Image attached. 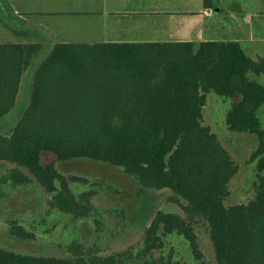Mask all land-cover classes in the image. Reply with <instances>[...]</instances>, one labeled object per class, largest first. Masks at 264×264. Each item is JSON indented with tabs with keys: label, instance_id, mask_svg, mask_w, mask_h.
Instances as JSON below:
<instances>
[{
	"label": "trees",
	"instance_id": "1",
	"mask_svg": "<svg viewBox=\"0 0 264 264\" xmlns=\"http://www.w3.org/2000/svg\"><path fill=\"white\" fill-rule=\"evenodd\" d=\"M203 3L215 8L212 0ZM1 19L17 21L13 35L29 34L8 0H0ZM35 58L30 102L11 131L0 134V161L18 167L2 174L1 184L29 183L26 170L50 194V208L87 217L88 207L69 191L55 163L86 159L107 164L122 169L138 187V220L149 221L143 255L163 246L161 235L176 234L196 263L204 264L193 227L204 220L216 264H264V85L250 77L264 74V58L251 59L237 41L59 43L49 51L36 43L0 42V119L15 106L25 60ZM209 92L230 102L226 128L257 141L250 157L255 194L246 203L224 204L237 166L202 125ZM43 154L53 159L43 162ZM162 189L172 193L169 199L183 216L154 209L149 193ZM91 195L88 191L79 198ZM10 230L17 239L35 237L17 223ZM67 249L73 260L0 248V264H86L81 246ZM138 263L157 264L115 255L89 262ZM162 264L180 263L169 258Z\"/></svg>",
	"mask_w": 264,
	"mask_h": 264
},
{
	"label": "rangeland",
	"instance_id": "2",
	"mask_svg": "<svg viewBox=\"0 0 264 264\" xmlns=\"http://www.w3.org/2000/svg\"><path fill=\"white\" fill-rule=\"evenodd\" d=\"M216 5L221 11L215 16L219 22L237 24V40L245 53L252 58H264V0H216ZM16 22L1 19L0 42H15L16 36L12 30L19 28ZM38 63L36 58L25 60L15 106L0 119V134H8L28 106ZM250 77L264 85V74H251ZM229 105V100L209 92L202 108V125L209 127L216 135L237 166L236 173L227 185L228 193L224 200L227 207L246 203L255 194L254 162L250 161V157L257 146L253 135L232 132L226 128L224 118ZM262 114L264 107L260 109ZM261 120L264 129V118ZM52 159L50 154L42 156L43 162ZM55 166L66 178L69 191L82 205L88 207V216L75 218L50 208V194L44 192L25 170L31 179L29 183H0V248L22 254L73 260L74 256L68 252L67 247L76 244L81 246L86 264L93 258L109 255L128 262L130 259H142L162 264L170 258L172 262L180 264H197L187 242L176 234L161 235L163 246L149 255L142 254L144 231L149 221L146 218L144 221L138 220V187L122 169L86 159L56 162ZM17 169L13 164L0 161V176ZM70 176H76L82 181H70ZM88 191H92L93 195L79 198ZM149 194L154 198V209L183 216L179 204L169 199L173 196L169 190H154ZM180 203L184 202L180 200ZM11 223L20 224L25 230L32 231L34 239L21 240L14 237L10 230ZM193 227L203 263L216 264L205 221L197 220Z\"/></svg>",
	"mask_w": 264,
	"mask_h": 264
},
{
	"label": "crops",
	"instance_id": "3",
	"mask_svg": "<svg viewBox=\"0 0 264 264\" xmlns=\"http://www.w3.org/2000/svg\"><path fill=\"white\" fill-rule=\"evenodd\" d=\"M8 1L29 32L14 41L40 44L42 51L59 43L239 42L237 24L219 22L220 9L214 13L203 0Z\"/></svg>",
	"mask_w": 264,
	"mask_h": 264
},
{
	"label": "water",
	"instance_id": "4",
	"mask_svg": "<svg viewBox=\"0 0 264 264\" xmlns=\"http://www.w3.org/2000/svg\"><path fill=\"white\" fill-rule=\"evenodd\" d=\"M218 11H219V10H218L216 7L213 8V12H214V13H218Z\"/></svg>",
	"mask_w": 264,
	"mask_h": 264
}]
</instances>
